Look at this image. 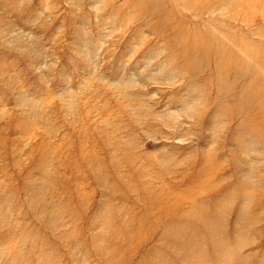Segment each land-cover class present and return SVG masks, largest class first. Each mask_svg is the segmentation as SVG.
Returning a JSON list of instances; mask_svg holds the SVG:
<instances>
[{
    "label": "rangeland",
    "instance_id": "rangeland-1",
    "mask_svg": "<svg viewBox=\"0 0 264 264\" xmlns=\"http://www.w3.org/2000/svg\"><path fill=\"white\" fill-rule=\"evenodd\" d=\"M0 264H264V0H0Z\"/></svg>",
    "mask_w": 264,
    "mask_h": 264
}]
</instances>
